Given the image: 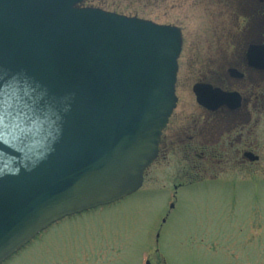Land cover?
I'll return each instance as SVG.
<instances>
[{"label": "water", "instance_id": "95a60500", "mask_svg": "<svg viewBox=\"0 0 264 264\" xmlns=\"http://www.w3.org/2000/svg\"><path fill=\"white\" fill-rule=\"evenodd\" d=\"M85 1L0 0V264L135 193L176 105L180 30Z\"/></svg>", "mask_w": 264, "mask_h": 264}, {"label": "rangeland", "instance_id": "374dc122", "mask_svg": "<svg viewBox=\"0 0 264 264\" xmlns=\"http://www.w3.org/2000/svg\"><path fill=\"white\" fill-rule=\"evenodd\" d=\"M104 1V10L158 24H176L183 14L175 0ZM192 21L184 22L187 42L197 34ZM170 161L171 179L163 181L167 169L158 160L137 192L53 224L2 264H264V170L174 195L171 185L180 181Z\"/></svg>", "mask_w": 264, "mask_h": 264}, {"label": "flooded vegetation", "instance_id": "af4514ba", "mask_svg": "<svg viewBox=\"0 0 264 264\" xmlns=\"http://www.w3.org/2000/svg\"><path fill=\"white\" fill-rule=\"evenodd\" d=\"M175 1L183 12L172 25L182 38L177 101L143 183L158 160L167 169L164 182L174 174L167 168L170 160L177 162L175 177L180 183L171 185L174 195L179 188L222 177L239 181L248 174L260 177L264 170V0ZM189 16L197 34L187 42L184 22ZM205 31L208 35L200 40ZM195 87L206 97V105L198 102Z\"/></svg>", "mask_w": 264, "mask_h": 264}, {"label": "trees", "instance_id": "16d2710c", "mask_svg": "<svg viewBox=\"0 0 264 264\" xmlns=\"http://www.w3.org/2000/svg\"><path fill=\"white\" fill-rule=\"evenodd\" d=\"M92 0H87V2H90ZM97 7L100 8H105V7H109L108 4L104 1V0H97Z\"/></svg>", "mask_w": 264, "mask_h": 264}]
</instances>
